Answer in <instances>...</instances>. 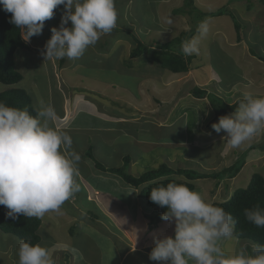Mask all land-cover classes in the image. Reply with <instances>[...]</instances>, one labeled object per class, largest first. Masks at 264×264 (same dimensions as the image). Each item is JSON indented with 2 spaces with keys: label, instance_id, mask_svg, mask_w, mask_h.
Listing matches in <instances>:
<instances>
[{
  "label": "rangeland",
  "instance_id": "obj_1",
  "mask_svg": "<svg viewBox=\"0 0 264 264\" xmlns=\"http://www.w3.org/2000/svg\"><path fill=\"white\" fill-rule=\"evenodd\" d=\"M186 4L187 0H115L117 22L111 33L102 35L98 42L94 46H90L79 59L70 60L64 57L59 60H45L42 55L44 45L51 37L50 29L59 26L63 9L57 12L52 19L45 21L41 35L31 37L28 50L20 49L18 58L16 55V65L24 75L23 81L15 86H8L0 82V92L9 87L23 88L32 95L37 109L40 99L48 104L52 99L54 109L57 108V110L60 107L61 94H65L72 103L70 117L73 119L65 120V116L58 117L55 124L60 129L73 126V124L77 125V122L86 116L83 113L91 110L92 104L100 110L103 108L102 104L113 106L114 112H117V108H121L124 117L123 115L112 116L110 127L121 135L117 134V138L120 136L119 142L134 145L133 147L126 145V149L128 147V150H131V153L134 152L139 158L137 165L129 163L127 168L128 172L135 176L155 168L154 159L159 154L164 159L163 153L168 154L177 149V147L162 145L165 144L164 142L167 144L166 139L171 137L175 138L174 144L177 146L183 141L179 152L174 151L180 155L175 159H179L175 166L201 172L221 171L224 167L235 163L238 158L246 154L245 150H248L245 163L248 166L244 165L242 173L233 180H229L228 186L224 181H221L218 183L219 187H216L217 181L214 179L201 181L206 190L212 191L209 195L210 199L213 197V201L216 200L214 202L226 201L233 189L246 188L254 173L258 172L264 175V130L258 132L238 148L231 150L232 147L230 148L222 139L226 133L221 131L218 134L211 127L218 120L215 118L210 99L196 98L191 90L198 86L220 95L231 104L243 99L246 93L253 96H264V0H195V4L205 11H216L226 6L228 10L239 16L243 24V32L242 41L239 42L234 21L230 16L224 15L210 19L207 22L208 32L203 36L200 34L195 36L199 38V54H194L196 57L191 70L187 73L174 74L166 69H161L152 62L142 64L144 57H140L138 62L126 69L123 57L125 54L126 62H131L134 59L130 53L135 49L134 44L127 41L124 46V42L118 41L115 44L111 41L118 37L130 38L132 35L138 37L145 45L156 49L158 44L167 42L182 31L193 28L196 22L195 15H178L174 12L177 8L188 7ZM249 4L252 5V8ZM68 26H71V22ZM102 47L105 48V51L101 54ZM24 52L27 53V56H24ZM95 54L99 58H95ZM98 59L102 62L110 61V63L108 62L106 67L101 65L100 68L98 65L101 62L98 63ZM62 60L65 62L62 63ZM53 66H56V73L48 71V69L53 71ZM117 66L119 70L112 69ZM63 72L70 81L65 83L67 86L61 87L63 89L61 92L59 89L61 85L57 83H61L59 73L62 76ZM114 81L121 82L122 86L117 83V88H113ZM72 111L73 113H71ZM76 120L77 122H75ZM69 133H71L73 142L72 147L81 157L77 165L79 176L75 178L80 185V191L65 201L58 212L50 211L41 217L43 221L40 229L42 239L39 244L48 247L59 242L56 251L65 255H72L67 254L68 251H72L69 247L72 244L77 256L86 255L90 260L86 262L76 258L70 264H101L102 256L104 253L111 252L110 248L116 255H118L117 249L127 248L125 242L128 239L120 231V233L116 232L109 221H114V218L119 217L122 222H130L135 211L126 212L118 209L116 205L123 204L121 203L124 201L123 198L120 194L117 195L115 190L105 188L106 191L103 192L108 195L110 200L114 201L113 205H115V207L111 206L115 212L107 210L108 213H106L107 211L102 208L101 199L99 200L100 196L98 195L101 190L97 189L99 188L98 184L95 186L92 179L83 178L89 175L92 165L95 163L93 160L84 158L85 153L89 152L90 145L88 142L86 143V137L82 133ZM99 136H102L99 140L92 139L91 141L93 151L99 160L105 161L108 158L104 163L113 165L114 159H116L115 154L121 148L119 150L113 146H107V143L103 142L102 133ZM234 150L237 152L236 154ZM161 165L162 163H159L157 166ZM121 180L123 181L122 178ZM121 191L124 194L132 195L126 197L128 202L132 203L136 200L133 190ZM139 199L142 209L146 210L147 201L145 198ZM105 204L110 208L108 203ZM90 211L101 216L106 215L107 218L104 217L106 218L104 222H102L104 219H99L95 224V219L88 214ZM135 213L137 214V212ZM138 220L141 221L140 218ZM171 223L174 224V222ZM157 225L158 221L155 219L149 227L154 229ZM108 226L109 228H107ZM72 227H75L73 231H71ZM136 229L139 234L141 229L139 223L136 224ZM113 235L117 236L115 238L117 241L114 240L115 245L112 244L114 246H109L107 237L112 238ZM150 235L148 233L147 236ZM163 235L162 231L159 237ZM234 236L225 240L226 254H230L229 242L231 239L236 240ZM7 239L3 243L9 242V247L14 246L11 259L17 264L15 258L19 257L20 240L17 237H8ZM3 243L0 242L1 252L6 250ZM233 244L235 241L231 242V248ZM60 249L63 251H59ZM70 258L71 256H64L63 263H68ZM108 259L111 261L110 256H106L107 264Z\"/></svg>",
  "mask_w": 264,
  "mask_h": 264
},
{
  "label": "clouds",
  "instance_id": "obj_2",
  "mask_svg": "<svg viewBox=\"0 0 264 264\" xmlns=\"http://www.w3.org/2000/svg\"><path fill=\"white\" fill-rule=\"evenodd\" d=\"M59 6L63 13L58 27L44 45L45 60L79 59L100 37L116 27L115 0H0V7L11 13L9 23L20 29L29 43L41 35L46 20L54 17ZM71 22V26L69 25ZM200 36L208 32L206 21L198 25ZM187 57L199 54V38L181 44ZM33 116L28 108H16L0 102V205L12 220L19 216L41 218L61 206L80 191L76 182L81 157L72 147L68 132L55 127L57 113L43 99ZM222 139L238 148L264 130V96L244 94L235 112L220 116L212 124ZM150 200L166 207L161 219L174 222V235L154 238L149 259L159 264H264V244L247 246L226 254L221 241L233 237L235 221L222 207L207 202L185 184L170 182L151 189ZM147 201V199H145ZM155 215L156 207H152ZM246 219L264 227V208L245 209ZM151 216V215H150ZM235 235V234H234ZM19 264H55L52 252L41 244L20 241Z\"/></svg>",
  "mask_w": 264,
  "mask_h": 264
},
{
  "label": "trees",
  "instance_id": "obj_3",
  "mask_svg": "<svg viewBox=\"0 0 264 264\" xmlns=\"http://www.w3.org/2000/svg\"><path fill=\"white\" fill-rule=\"evenodd\" d=\"M186 5L188 7L177 8L174 12L178 15H195L196 22L192 29L182 31L175 38L158 44L156 49L145 45L141 40L134 37L137 45L132 51V56L136 58L144 57V63L152 62L161 69H166L174 74L187 73L191 70V66L196 56L191 55L185 57L181 53L182 42L190 40L199 34L197 29L201 22H208L214 17L224 15H228L232 18L238 34V40L239 42L242 41L243 24L239 19V16L233 11L228 10L226 6H223L216 11H205L200 9L195 4V0H187ZM249 6L252 8L251 4H249ZM62 10L63 6H59L56 10H54V12L56 14ZM10 17L11 13H6L2 7H0V82L8 86H15L24 79L23 73L16 65L18 52L20 49H29L30 47L29 44L21 38L20 29L9 23ZM144 53L145 56H143ZM191 93L194 97L199 99H210L211 106L217 120L220 116L235 112L242 100L239 99L237 102L231 104L226 102L220 95L209 92L208 90L202 89L198 86H195L191 90ZM0 102L16 108H28L29 112L33 116L36 115L37 107H35L32 95L26 89L9 87L8 89L0 92ZM247 154L248 153L238 158L232 165L224 167L221 171L217 172H201L195 169L186 168L174 169L167 164H162L160 167L149 169L139 176H135L127 170L128 164L131 161V156H126L124 158L125 163L122 166H109L104 163L105 161L99 160L93 151V147H90L89 152L85 153L84 158L95 161V168L101 172L116 174L120 176L126 184L140 189V197L147 199L148 204L152 207H156L158 210L157 214L151 216L148 215V219L152 222L157 218L161 219L162 214L167 210L166 207H160L150 200L149 194L152 188L162 185L166 186L170 182H175L178 184H185L190 189L195 190L196 182L206 179H214L217 183L224 181L226 186H228L230 183L229 180H233L242 171L246 163ZM213 204L215 206L222 207L225 211L232 215L235 221L234 234L236 238L241 240H250L256 245L264 244V227H256L246 219L244 214L245 209H251L257 205L264 208L263 174L258 172L254 173L246 188L235 189L231 191L228 200L214 202ZM7 211L8 210L5 206L0 205V235L2 237H17L20 241L23 240L30 242L31 244H39L41 242L42 238L40 235V229L43 224L42 218H29L21 215L16 220H12L11 218L6 217L5 213ZM88 214L95 219V224L98 222L97 220L104 219L102 221L104 222L107 218L106 215L101 216L92 211ZM118 219L121 221L119 217ZM74 228L75 227H72L71 231H73ZM107 228H109V226ZM137 253H139L138 250L130 253L127 259V264H141L140 259H137ZM17 262H19V260H17Z\"/></svg>",
  "mask_w": 264,
  "mask_h": 264
},
{
  "label": "crops",
  "instance_id": "obj_4",
  "mask_svg": "<svg viewBox=\"0 0 264 264\" xmlns=\"http://www.w3.org/2000/svg\"><path fill=\"white\" fill-rule=\"evenodd\" d=\"M124 39H122L121 37H118L114 41L113 40H111V41L113 43H115V44L118 41L124 42L123 43L124 46L126 45L125 42L129 41L130 43L134 44V46L136 47V45H135L136 41H135V38L132 35H130V38H124ZM26 50H28V49H26ZM103 51H105L104 47H102L100 49L101 54L103 53ZM130 53H131V57L134 58L132 61L130 60L131 62H129V61L126 62L125 54H124V57L122 56L124 58L123 63H125V64L127 63V65L124 64V67H126V69H127V67L131 68L133 63H136V62L139 61V58H136V57L132 56V51H130ZM25 55L27 56L26 52H24V56ZM98 55H100V53H98ZM98 55L95 54V58H99V57H97ZM95 61L97 63V60H95ZM98 61H99L98 63L101 62V64H99L98 67H100L101 65L102 66L104 65V67H106V64L108 62L110 63V61H108V62L103 61L102 62L100 59H98ZM64 62H65V60H62V63H64ZM116 62L117 63H122L121 61L120 62L116 61ZM85 64L87 65V63H85ZM129 64H131V65H129ZM142 64H145V63L142 62ZM118 66L120 67V65H118ZM118 66L116 68H112V69L117 71V70H119V69H117ZM53 69H54L53 71H50L49 69H48V71L51 72V73H56V66ZM59 74H60V77H61L60 80H61L62 84L60 82L57 83V84L61 85L59 89L62 92L63 89L61 87H63V85L67 86V84H65V83H69L70 79L65 76L64 72H63L62 76H61V73H59ZM92 79H96V78H92ZM97 79H100V78H97ZM117 83L120 84V86H122L121 82H119V81L115 82L114 81L113 88H117L116 87ZM61 96H62V98H61V103H60V107H59L60 110L59 109L57 110V108H55V111L57 113V117H64L65 116V118H64L65 120H69V118L71 120V119H73L72 117H70V111H71V108H72V103L69 101V99H67L68 97H66L65 94L64 95L61 94ZM52 102L54 103V101L51 99V103L50 104L53 106ZM102 105H103V108H101V110H100L98 107H95V105L92 104L91 110L90 111L88 110L89 112L83 113V115H86V116H83L84 119L83 120L81 119L78 122H77V120L75 121V122L78 123L77 124L78 126L73 124V126L70 125L68 127L67 126L66 127H62L61 129L66 131V132H68L69 135H71V133H69V132L82 133L86 137V143L87 142L89 143V145H90L89 147H93V144L91 143L92 139H94L95 141L99 140V138L102 137V136H99V134L102 133L103 142L107 143V146H109V147L113 146L114 148H118L119 150L121 148V150L117 154H115L116 155V159H114V157H113V159H114V164L113 165L122 166L125 163L124 162V158L126 156H131V155H132V157H131L130 163H132V165H137L138 160H139L138 156H136L134 154V152L131 153V150H128V147L126 149V145H132V147L134 145L132 143L125 144V143L119 142L121 135L117 131L113 130L110 127V120H111L112 116H114V115L115 116L123 115V117H124V113L121 112L122 109L121 108H117V112H114L115 108H112L113 106H110V105H107V104H105V105L102 104ZM104 106H106V107L108 106L109 108H106ZM85 109L87 110V108H85ZM98 111H99V113H98ZM71 113H73V111ZM101 116H103V117H101ZM55 127L59 128L56 124H55ZM168 128H170V127H168ZM171 128H173V127H171ZM117 134L120 135L118 138H117ZM166 140H167V144H166V142H164L165 144H162V145L172 146V148H176L177 147V149H175V150H177V152H179V150L181 149L183 141L181 143H179L180 144L179 146H177V145L174 144L175 143V138L174 137L167 138ZM232 149L233 148H231V150ZM174 151H170L168 154L163 153L162 156L164 157V159L161 158L160 154H159L156 157V159H154V165L156 167H158L157 165L159 163H162V164H167L168 166H170L171 168H174V169L183 168V167H176L175 166L176 162L179 161V159L178 160H175V159H177V157H179L180 155L178 153L174 152ZM245 151H246V153L248 152V150H245ZM220 153L222 154L221 151H220ZM236 153L237 152L235 151V154ZM106 160H108V158L105 159V161ZM164 160H166L168 162L166 163ZM113 165H109V166H113ZM245 166L247 167L248 165L245 164ZM240 173H242V171ZM83 178L85 179V176ZM86 178L92 179L93 185L96 186V184H98L97 186L99 188H97V189L101 190L98 196L101 197L102 195H104L101 198L99 197V200L101 199L100 201L102 203V208H104L106 211L108 210L109 212H111V211L115 212V210L113 208H111V206L115 207V205H113L114 201L110 200L108 198V195L103 192V191H106V190H104L105 188H110V189L115 190L116 191L115 193L117 195L120 194L121 197L124 200L123 202L119 201V202H121L123 204L116 205V207L118 209H122V210H124L126 212L127 211H132V210L137 212V214L134 212V217H131V221L130 222L123 223L122 221H120L118 219V217L114 218V221L111 220L112 222L109 221L110 224H111V227L113 226L116 232L120 231L122 233V235L124 234L126 239H128V241L125 242V243H127V245H126L127 248L126 249L121 248V250L117 249L118 255L114 254V252H113L114 250L112 248H110L111 252H109L107 254L104 253V256H102L101 264H107L106 260H105L106 256H110V258H111V261H110V259H108V264H127L128 256L130 255V253H132L133 251H136V250L139 251V253H137L138 254L137 255V259H140V263L141 264H159V262L152 261V260L149 259V253L151 252L152 248L154 247V238L159 237V235H160V233L162 231L164 232V235L162 237H164V236H173L174 235L175 224H172L171 222L167 223L168 221L165 222V220L162 219L161 221L158 222V225L155 226L154 229H151L149 227L150 224H151V220L148 219V215L154 214L155 210L150 208L147 205V203H146L147 209L146 210L142 209V204L140 203V199H139V198H141L140 197V189H138L136 187H134L135 188L134 189L133 186L131 187L130 185L126 184V182L124 180L123 181L121 180L120 176H118L116 174L101 172L100 170L95 168V164H94V165H92L91 172L89 173L88 177H86ZM201 181L202 180H199V181L196 182L195 191H198L207 202L213 204L214 201H216V200L213 201L214 198L212 197L210 199V196H209L212 191L206 190V188H204L202 186V182ZM203 182H205V180H203ZM219 185L220 184H218L216 182V187H219ZM118 186H120V187L117 188ZM121 190H123L125 192H128L127 190H133V194L136 195V200H134V202H132V203L128 202V198H126V197L132 196V195L124 194ZM226 194H227V191H226ZM208 199H210V200H208ZM224 200H225V198H224ZM105 203H108L110 208L107 207ZM108 211L106 213H108ZM138 218H140L141 221H139ZM137 223H139L140 227H141L139 234H138V232H136V231H138L136 229V224ZM170 223H171V226H170ZM93 230H95V229H93ZM98 233H99V231H98ZM148 233H150L151 235L147 236ZM126 235H128L129 237L127 238ZM233 235H234V231H233ZM113 236H115V237H113ZM113 236H112V238L107 237V239L109 241V246H114L115 245L114 244V240H116L115 238H117V236L116 235H113ZM0 237H1L0 242H2V243L5 242V240H8L7 237H5V236L2 237L0 235ZM151 237H153V238H151ZM162 237H159V238H162ZM235 239L236 240L231 239L230 242H229L230 254L239 251L244 246H247L248 251L251 252L252 246L254 245L252 242H250L249 240H241V239H238L236 237H235ZM225 240L226 239L221 241V246H222L224 251L227 249V247L224 246ZM232 241H235V244H233V246L231 248V242ZM58 243L59 242H55L54 244H51V245H49L47 247L52 252V257H53V259L55 261V264H64L63 263L64 261L62 259L64 256H67V257L71 256L70 261L68 263L66 262L65 264H70V262L72 260L75 261L76 258H78L80 260H84L86 262L90 260L86 255L77 256L76 251H74V248H72V246H71L72 244L69 246L72 251H68V253L64 251L65 253L72 254V255H65L62 252L56 251L57 248H58ZM112 244H114V245H112ZM3 245H4L3 247L6 248V250L4 249V252L0 251V264H15V262L11 259V254L13 253L14 246L11 245L9 247V242H7L6 244L3 243ZM119 246H121V244H119ZM59 251H63V250L60 249ZM71 252H73V253H71ZM60 253H61V256H63V257L60 256ZM118 257H119V259H118ZM15 259L19 260V257H16ZM17 263L19 264V262H17ZM190 264H191V262H190Z\"/></svg>",
  "mask_w": 264,
  "mask_h": 264
}]
</instances>
